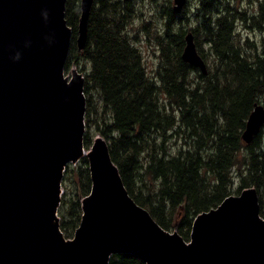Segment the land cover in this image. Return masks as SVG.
<instances>
[{"label": "trees", "instance_id": "obj_1", "mask_svg": "<svg viewBox=\"0 0 264 264\" xmlns=\"http://www.w3.org/2000/svg\"><path fill=\"white\" fill-rule=\"evenodd\" d=\"M134 1L95 0L87 44L79 50L81 0H66L72 39L65 72L91 65L85 76L86 126L108 142L133 200L186 241L196 217L232 196L237 181L236 195L258 190L263 216L264 130L251 144L242 135L255 106L264 104V0L253 1L254 12L237 0L201 1L199 25L188 31L208 64L207 75L182 59L188 31L177 25L188 18L178 19L170 8L154 76L128 30ZM239 23L263 35L260 45L242 36ZM91 136L85 135L86 150ZM62 187L60 227L71 238L81 223L82 200L92 191L86 157L67 167ZM110 264L145 263L133 254H116Z\"/></svg>", "mask_w": 264, "mask_h": 264}, {"label": "water", "instance_id": "obj_2", "mask_svg": "<svg viewBox=\"0 0 264 264\" xmlns=\"http://www.w3.org/2000/svg\"><path fill=\"white\" fill-rule=\"evenodd\" d=\"M181 11L188 0H174ZM95 0H81L77 44L86 47ZM72 39L66 0H0V264H110L133 254L145 264H264L259 192L247 188L194 220L190 241L163 229L127 191L108 142L84 144L85 77L66 76ZM182 59L208 74L188 31ZM264 129L257 104L242 138ZM89 161L92 191L73 238L58 210L66 168Z\"/></svg>", "mask_w": 264, "mask_h": 264}, {"label": "rangeland", "instance_id": "obj_3", "mask_svg": "<svg viewBox=\"0 0 264 264\" xmlns=\"http://www.w3.org/2000/svg\"><path fill=\"white\" fill-rule=\"evenodd\" d=\"M201 1L202 0H188L187 5L181 11L176 12L178 15V19L181 17L188 18V21L186 19H183L181 24L179 23V25H177V28L183 25L185 30L188 31L199 25L198 10L199 7L201 6ZM221 1L223 3H226L225 0H221ZM253 1H257V0H239V1L237 0V3H239L243 8H246L249 11L254 12L256 3L254 4ZM134 2H135V17L132 20L131 24L129 25L128 30L130 34L136 38L134 42L142 52L143 62L146 66V69L149 72V75L154 76L156 74L154 72L161 63L159 39L165 35V31L167 28L166 24L168 23L167 22L168 17H166V15L168 14L167 12L169 11L170 8L174 9L175 3L174 0H135ZM250 4L253 6L252 8ZM185 9H187L186 12L187 14L185 13ZM239 29L241 30L242 36L244 38H250V41L256 42L257 44L260 45V41L263 38V35L260 32L245 30L243 28V25H241L240 23H239ZM76 69L79 72H81L85 77L90 72L91 65L89 63H84V64L81 63L79 65H73L71 69L68 71V73L65 72L66 76L69 75L71 76L72 72ZM262 103H264V101H262ZM98 106L101 111L102 108L101 105ZM87 134H90V136L93 135L91 136L93 137L92 138L93 143L97 137H101V135L95 132L94 129H91L90 126H86L85 135ZM263 139H264V132H263ZM172 143H174L173 140L168 142V144H172ZM72 167H74V164H71V168ZM67 183L72 190L76 188V185L71 183L70 181H67ZM238 187H239V182L237 181L236 184L233 186L232 195H236V190ZM62 191L64 194V189H62ZM75 233L76 230L74 232V235Z\"/></svg>", "mask_w": 264, "mask_h": 264}, {"label": "bare ground", "instance_id": "obj_4", "mask_svg": "<svg viewBox=\"0 0 264 264\" xmlns=\"http://www.w3.org/2000/svg\"><path fill=\"white\" fill-rule=\"evenodd\" d=\"M78 61V60H77ZM144 189V188H143Z\"/></svg>", "mask_w": 264, "mask_h": 264}]
</instances>
